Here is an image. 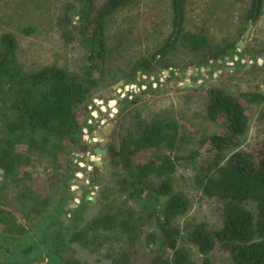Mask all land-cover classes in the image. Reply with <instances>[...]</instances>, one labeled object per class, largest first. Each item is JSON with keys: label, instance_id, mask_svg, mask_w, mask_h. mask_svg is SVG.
<instances>
[{"label": "trees", "instance_id": "obj_1", "mask_svg": "<svg viewBox=\"0 0 264 264\" xmlns=\"http://www.w3.org/2000/svg\"><path fill=\"white\" fill-rule=\"evenodd\" d=\"M136 1L66 4L63 38L67 43L78 39L86 48L81 71L57 63L27 71L18 60L16 36H0V264H83L74 243L108 264H201L191 247L205 264H264V140L239 148L250 123L245 101L264 104V92L236 96L217 85L203 92L197 86L189 89L202 92L205 116L221 130L204 137L210 145L206 150L186 155L174 153L182 139L176 119L149 116L136 106L140 94L158 90L151 76L158 79L167 70L165 82L181 80L187 63L180 67L169 58L179 46L193 55L189 64L210 71L227 55L238 54L236 64L245 66L242 57L264 56V48L240 51L231 35L217 43L205 28L189 29L190 0H170L171 29L162 44L128 69L108 65L114 49L108 42L111 17ZM246 1L240 37L264 12V0ZM22 30L31 34L36 27ZM142 75L147 89L118 99L119 112L112 118L104 157L114 182L100 183L99 209L83 220L79 214L93 201L65 207L72 197L70 180L82 170L72 154L82 152L84 106L93 92L110 91L122 78L141 83ZM258 119L264 121V108ZM182 163L191 165L195 187L214 203L218 225L180 223L192 204L175 177ZM64 213L70 215L68 224L61 218Z\"/></svg>", "mask_w": 264, "mask_h": 264}, {"label": "rangeland", "instance_id": "obj_2", "mask_svg": "<svg viewBox=\"0 0 264 264\" xmlns=\"http://www.w3.org/2000/svg\"><path fill=\"white\" fill-rule=\"evenodd\" d=\"M72 1L74 0H0V36L6 32H11L16 36L18 60L27 71L51 63H57L74 71L82 70L85 64L86 48L78 39L67 43L63 38L61 26L66 4ZM246 6V0H190L187 26L192 30L205 28L217 43L231 35V38L237 39L240 51L247 46L252 49V52L254 49L261 50L264 48V12L256 25L253 26L251 23L247 25V28L250 25L247 37L245 34L243 37L238 34L239 26L245 24L242 12ZM71 12L75 13L72 15L73 18H79L77 11L71 10ZM170 18V0H137L120 9L111 17L109 23L108 42L114 49L108 65L118 64L128 69L131 62L152 53L169 34ZM28 26H35L36 30L31 34L24 33L22 29ZM192 57V54H188L183 47L179 46L169 58L180 67L187 63L181 80L176 82V79H173L168 83L164 80L155 87L158 90L153 93L137 92L142 93L136 103L142 113L149 116L167 114L182 125V139L179 141L178 149L174 152L179 155H186L196 149L206 150L210 145L206 141L203 142L204 137L221 130L220 124L210 122L205 116L206 102L202 92L209 86H221L236 96H240L242 91L264 92V68H259L264 65L263 55L254 54L242 57L240 62L245 66L236 64L237 58L239 61L238 54L233 58L231 55H227L218 60L212 71H210V67L201 66L197 69L195 63L189 64L188 61ZM119 81L131 83L123 78ZM185 82L189 85H182ZM201 85L203 87L199 88ZM113 86L112 90L105 92L113 91ZM195 86L202 92L189 90ZM100 93L104 92L98 90L93 92L87 105L100 103L102 106V101L96 98V95ZM120 98L124 97L120 96ZM106 99L108 100V98ZM117 100V98L110 99L111 106L108 104L102 108V118L98 121L97 126L93 127L98 128L97 130L101 129V125L106 127V136H109L111 132L108 129L114 126L112 118L119 112ZM245 103L250 113V123L249 130L243 137L239 148L250 149L253 145L264 140V121L258 119L259 111L264 108V104L249 101H245ZM110 121L113 125L108 124ZM84 134L87 135L86 132ZM83 155H85L83 152L72 154L73 159L78 162ZM152 155L155 156L153 153ZM99 158L102 156H98ZM105 161L104 157L99 182L111 184L115 179L112 176L113 169L106 165ZM175 177L178 185L185 189L192 199L191 208L185 216L180 218V223L183 224L187 221L193 224L196 221L205 220L210 225H218L220 221L215 205L202 194L200 189L195 187L191 165L180 164ZM72 187L75 188V185ZM76 207L78 205L74 208ZM98 209L97 198H95L93 204L89 205L79 216L81 219L87 220ZM72 246L75 248V255L83 261V264H108L105 259H98L77 243ZM191 248L193 257L199 263L205 264L201 253L195 247ZM211 264L220 263L212 262Z\"/></svg>", "mask_w": 264, "mask_h": 264}, {"label": "water", "instance_id": "obj_3", "mask_svg": "<svg viewBox=\"0 0 264 264\" xmlns=\"http://www.w3.org/2000/svg\"><path fill=\"white\" fill-rule=\"evenodd\" d=\"M72 15H74L75 13L74 12H71ZM250 32V25L249 27L247 28L246 32H245V36L247 37L248 34ZM195 69V67H194ZM205 84V83H204ZM123 85V81H119L117 84H115L113 86V91L111 92H104V93H100L98 95H96V98L100 101H102L103 105L104 106H107L109 104V101L110 99H113V98H117V99H120V97L118 96V88ZM182 85H189V83H182ZM203 85L199 86V88H202ZM103 97H106L108 98V100L106 98H103ZM100 103H93L91 106L89 105H85L84 106V109H85V123H84V128H82L80 131H79V136H80V140H83V136H84V132H85V128L88 130L91 128L92 124L93 125H96L98 123V119H100L101 117V106L99 105ZM92 112H96V115H93ZM92 124H91V123ZM109 125H113V123L110 121L108 123ZM107 132V128L106 127H103V130L102 131H97L94 135L95 137L97 138H100L101 139V143L98 147H96L95 151L99 154V155H103L104 153H106L107 149H106V144L109 142V137L105 135V133ZM82 143V141H81ZM90 143L91 144H94L96 143V141L94 139H91L90 140ZM82 149L85 150L84 147L81 146ZM73 158V156H72ZM87 160H89V158H87ZM102 164V159L99 158L94 167H93V173H98L99 172V166ZM89 172V171H87ZM96 181V178L94 179ZM70 184L72 185H77L78 186V189L76 190H73L72 191V196L73 198L70 199V202L69 204L65 207L66 210H69V209H73L75 206L78 205V200L82 199L83 198V192H84V188L83 187H86L87 186V182L82 179L81 177H78L77 175L75 177H73L71 180H70ZM96 185H97V182H96ZM85 199L86 200H95V197L92 195V194H87L85 196ZM62 220L65 221V224H68L70 222V218H69V215L64 213L62 216H61Z\"/></svg>", "mask_w": 264, "mask_h": 264}, {"label": "built area", "instance_id": "obj_4", "mask_svg": "<svg viewBox=\"0 0 264 264\" xmlns=\"http://www.w3.org/2000/svg\"><path fill=\"white\" fill-rule=\"evenodd\" d=\"M236 60H238V58ZM146 78H147L146 75H142L143 81L141 83H139V82L123 83V85H121L117 90L118 94H120L118 96L119 97L122 96V97L132 98L135 94H137L138 91H143V90L147 89L148 84H147V82H145ZM150 79L152 80V87L155 88V87H157V85L159 83L168 79V72H167V70H164L161 73V75H159L158 79H155L154 76H151ZM108 106H111V104H109ZM103 107H104V105L101 106V108H103ZM92 139H94L96 141L98 138L93 136ZM87 154L90 157V161L86 162L85 161L86 160L85 155H83L81 157V160L78 162L80 167L82 168V170H80L76 173V175L78 177H82L85 174V172H84L85 169L91 170L94 167V163L97 159L96 154L91 153V152H88Z\"/></svg>", "mask_w": 264, "mask_h": 264}, {"label": "flooded vegetation", "instance_id": "obj_5", "mask_svg": "<svg viewBox=\"0 0 264 264\" xmlns=\"http://www.w3.org/2000/svg\"><path fill=\"white\" fill-rule=\"evenodd\" d=\"M98 121H100V119L98 120ZM99 123V122H98ZM92 124V123H91ZM97 126V124L96 125H93L92 124V126H91V128L90 129H88L87 131H89V133H93V130L95 129V128H93V127H96ZM91 140V139H90ZM82 143H84V142H82ZM82 143H81V140H80V147L82 146V147H84L85 148V152H86V155H85V158H86V162H88V161H90V157L87 155V152H90V151H92L93 153H94V146H92L91 144H89V143H85V146H83L82 145ZM101 143V142H100ZM100 143H98V144H100ZM94 145V144H93ZM106 149H107V144H106ZM82 149V148H81ZM83 150V149H82ZM106 153H107V151H106ZM106 153H104L103 155H99V154H97V152H96V154L98 155V156H102V158L106 155ZM87 158H89V160H87ZM104 159V158H103ZM102 159V160H103ZM94 165H95V163H94ZM101 167V166H100ZM100 167H99V169H100ZM87 171H89V172H87ZM85 174L81 177L82 179H84L86 182H87V186L86 187H83L84 188V192H83V198L82 199H80V200H78V203H81V201L84 199V200H86L85 199V196L87 195V194H92L94 197L95 196H97V194H98V189H99V186H100V182H99V176H101V173H102V169L101 170H99V172L98 173H93V168L91 169V170H88V169H85ZM96 178V181L94 180ZM96 182H97V185H96ZM76 187L75 188H73L72 189V191L73 190H76V189H78V186L77 185H75ZM73 198V196L71 197V199ZM96 198V197H95ZM91 201H93V200H91ZM69 202H70V199H69V201H68V204H69ZM67 204V205H68ZM66 205V206H67Z\"/></svg>", "mask_w": 264, "mask_h": 264}, {"label": "crops", "instance_id": "obj_6", "mask_svg": "<svg viewBox=\"0 0 264 264\" xmlns=\"http://www.w3.org/2000/svg\"><path fill=\"white\" fill-rule=\"evenodd\" d=\"M100 105V104H99ZM93 113V115H96V112H92ZM101 114H102V108H101ZM101 118H102V115H101V117H100V120H101ZM101 127V129H99L100 131L101 130H103V125H101L100 126ZM83 128H84V126H83ZM98 129V128H97ZM97 129H94L93 130V133L91 134V133H89V131H87V129L85 128V132H86V134L87 135H85L84 134V136H83V140H81L82 142H84V143H82V145L83 146H85V143H89V144H91L90 143V139H92V137L93 136H95L94 134L97 132V131H99V130H97ZM111 127H110V129H108V130H110L111 131ZM107 133V132H106ZM101 142V139L100 138H98L97 140H96V143H95V145H93V144H91L92 146H94V153H96V151H95V149H96V147H98L100 144H98V143H100ZM82 150V149H81ZM82 152L86 155V152H85V150L83 149L82 150ZM88 153V152H87ZM98 154V153H97ZM88 155V154H87ZM104 158V157H103ZM103 158H101V159H103ZM86 159V158H85ZM98 160V155H97V159H96V161ZM96 161H95V163H96ZM100 166H102V164L100 165ZM99 166V167H100ZM100 170H101V167H100ZM72 189H73V187H72Z\"/></svg>", "mask_w": 264, "mask_h": 264}]
</instances>
